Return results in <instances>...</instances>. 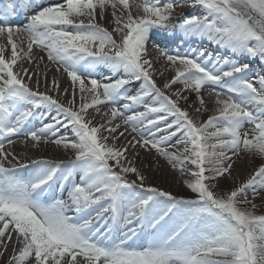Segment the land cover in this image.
Returning <instances> with one entry per match:
<instances>
[{
	"label": "snow or ice",
	"instance_id": "1",
	"mask_svg": "<svg viewBox=\"0 0 264 264\" xmlns=\"http://www.w3.org/2000/svg\"><path fill=\"white\" fill-rule=\"evenodd\" d=\"M0 3L5 264H264V213L255 203L264 192V74L252 68L264 65V0ZM185 6L201 11L177 15ZM29 10L24 23H13ZM204 40L225 54L194 46ZM34 48L71 90L23 67L44 61ZM164 72L172 75L158 84ZM205 89L212 108L200 119L210 111ZM185 93L199 102L196 116L180 106ZM40 109L51 122L35 127ZM21 135L25 145L53 143L72 156L25 161L10 150ZM137 148L163 157L192 196L145 188ZM244 156L261 162L236 183L233 169ZM224 178L234 186L221 188Z\"/></svg>",
	"mask_w": 264,
	"mask_h": 264
},
{
	"label": "rangeland",
	"instance_id": "2",
	"mask_svg": "<svg viewBox=\"0 0 264 264\" xmlns=\"http://www.w3.org/2000/svg\"><path fill=\"white\" fill-rule=\"evenodd\" d=\"M181 13H193L190 10L186 9L183 10ZM180 13V14H181ZM196 14H199L200 12H195ZM167 78V77H166ZM67 88L70 89V83L66 81ZM175 87L180 88L181 85L177 84ZM71 90V89H70ZM189 99L187 102L181 101L180 106L182 108H188V110L196 116L197 114L193 111L194 108L199 107V102L195 96V94H188ZM208 94V90L205 89L203 92V95L205 99L207 100L206 96ZM191 105V107H189ZM208 107L210 109L209 112L204 113L202 116H200V119H207V116L211 114V108L208 104ZM142 110V109H139ZM252 127V125H250ZM70 135V134H69ZM19 139V138H18ZM17 140V139H16ZM25 138H20L19 140L15 141V143L11 147V151L15 152L17 155L21 156L23 160L27 161L29 158H36L40 157V155L36 156L33 152H35L33 147L31 146L32 142L29 140L28 144L25 145L23 141ZM111 142V141H110ZM126 141H120V139L117 141L119 145L124 144ZM42 144V143H41ZM40 144V145H41ZM58 150L55 151V154H52L50 157L52 160H66L69 159L72 156L71 151H65L61 146H58ZM137 152H139V155H141V159L136 160V165L141 169V172L145 170V177L146 180L144 181L145 188L148 187H158L162 190L171 192L174 196H183L185 198H188L192 196V193L184 186L183 179L179 172L173 170L171 166H169L168 163H166L165 159L163 157L158 156L155 151L149 153L142 149L137 148ZM129 155L131 156V150ZM158 162V163H157ZM260 160L258 158H252L248 156H244L242 159H239L234 166L233 171L236 172L238 175L245 174L247 177L251 174V172L260 164ZM145 164V165H144ZM147 165V168H143ZM147 169V170H146ZM131 177L135 178V176L130 175ZM235 179V177H233ZM236 182V180H235ZM137 184L139 185V181H137ZM234 183L232 180L228 178H224L220 180V186L224 189H229L231 186H233ZM143 191V190H142ZM258 205V211L261 213H264V193L260 195L259 201L256 202ZM11 254V245L8 247V251L4 254V256L0 260V264H5V261L7 260L8 256Z\"/></svg>",
	"mask_w": 264,
	"mask_h": 264
},
{
	"label": "bare ground",
	"instance_id": "3",
	"mask_svg": "<svg viewBox=\"0 0 264 264\" xmlns=\"http://www.w3.org/2000/svg\"><path fill=\"white\" fill-rule=\"evenodd\" d=\"M4 1H6V0H4ZM58 2H60V0H43L44 5H50V4H52V3H58ZM137 2H139V0H137ZM186 9H188V10H190L191 12H194V13H195V12H200V11H201V9H200L199 7H196L195 9H193V8H190V7L185 6V7H181V8H177V9H176L177 15H179L183 10H186ZM31 14H32V10H29V11L26 12V13L23 12V13L19 16L18 19H16V20L13 21V23H20V24H22L23 19L25 18V16H26V15H31ZM105 23H106V26H107V22H105ZM0 42H5V41L0 40ZM152 42L160 43L161 45H163V43H164L163 41L159 40V38H157V37H155V36L153 37V41H152ZM194 46H196V47H202V48L206 49L208 52H214V53H215V52H219L220 54H225V53L223 52L222 49H217L216 46H215L214 44L209 43L207 40H204V41H202V42H198V43L195 44ZM183 50H184V49L182 48L181 51H183ZM149 51H150V52H154V50H153L152 47H151V43L149 44ZM33 52H34V54H35L36 56H44V57H45L44 61H43L42 63H39L38 66H37L36 63H33V64L30 65L27 61H25V62H23V67H25V68H29L30 71H35V72H39V73H44L45 71H47L48 86L51 87V81H52V79L55 77L57 80H59L60 90H61V92H63V89L67 88V86H66V84H67L66 81H68V82L70 83L69 78H68V77H67L62 71L59 72V73L56 72V70H55V66L52 65L51 63H49V62L47 61L46 53H45L44 51H42V50L39 49V48H34V49H33ZM162 65H163V61H161V62H160L159 64H157L156 66H157L158 68H161V70H163V69H162ZM252 68H253V71H254L255 73H257V74H264V65H261L258 61H257V62H254V63L252 64ZM101 71L103 72L104 75H107V74H108L106 69H101ZM171 75H172L171 72H164V75H163V76H157V77H156V79H157V83H158V84H162L166 79L170 78ZM166 77H167V78H166ZM34 82H35V77H34V79H33V83H34ZM138 87H139V84L133 85V90H135V88H138ZM175 88H177V87L174 86V88H173L172 90H170V91H174ZM40 90H41V91L45 90L44 80H43L42 77H41ZM50 94L55 95L54 92H53V93H50ZM206 98H207V100H208V104H209L210 106H212V102H211V100L209 99L208 94H207ZM67 99H68V97H62V102H66ZM102 110H103V109H102ZM44 111H45L44 109H40V110L37 112V117H38V119H36V120L33 121V124H34L35 127H40L42 122H43V123L51 122V121H50V116H48L47 113H45V116H44V117H40V115H39L40 112H44ZM55 115H56L55 110H52V112H51V116H55ZM97 120L99 121V117H97ZM161 127H163V125H161ZM249 128H251L250 124H245V130H247V129H249ZM153 131H155V129H153ZM60 134H62V135H69V134H70V135H71L70 132H65L63 129L61 130V133H60ZM129 138H130V137H129ZM17 140H19V139H17ZM17 140H15V141H17ZM123 140H125V139H124L123 137H121V138H120V141H123ZM173 143H175V141H173ZM58 148H59V147H58L57 145L53 144V143H47V144L42 143L41 145H39L38 148H34V149H33V150L35 151V152H33L34 155H36V156L40 155V157L29 158L27 161H31V160H34V159H49V160H52V158H51L50 156H51L52 154H55V151H57ZM138 159H141V155H139L138 157H136V160H138ZM163 159H164V158H163ZM66 160H67V159H66ZM66 160H65V159H64V160L59 159V160H57V161H66ZM53 161H55V160H53ZM165 161H166V160H165ZM157 163H158V162H157ZM166 163H167V162H166ZM144 165H145V164H144ZM169 166H170V165H169ZM30 167H31V165H30ZM143 168H144V169L147 168V165H146L145 167H143ZM146 170H147V169H146ZM25 172H27V171H25ZM144 172H146V171H145V170L143 171V175L146 176ZM27 173H28V172H27ZM28 174H29V173H28ZM232 175H233V177H235L236 183L242 182V181H244V180L247 178V176H246L245 174L238 175V174H237L236 172H234V171H233ZM128 179H129V180H135V178L131 177L130 175H129ZM137 185H138V184H137ZM233 186H234V185H233ZM233 186H231V187H233ZM137 191L142 192V190L139 189V188H137ZM262 193H264V192H261L260 195H261ZM248 198H249V199H252V193H251V192H249V194H248ZM259 199H260V196H258V197L255 199V203H256L257 201H259ZM1 258H2V257H0V260H1Z\"/></svg>",
	"mask_w": 264,
	"mask_h": 264
}]
</instances>
